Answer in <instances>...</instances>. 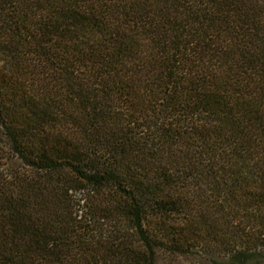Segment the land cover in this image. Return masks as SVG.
<instances>
[{
  "label": "trees",
  "instance_id": "trees-1",
  "mask_svg": "<svg viewBox=\"0 0 264 264\" xmlns=\"http://www.w3.org/2000/svg\"><path fill=\"white\" fill-rule=\"evenodd\" d=\"M264 264V0H0V264Z\"/></svg>",
  "mask_w": 264,
  "mask_h": 264
},
{
  "label": "rangeland",
  "instance_id": "rangeland-1",
  "mask_svg": "<svg viewBox=\"0 0 264 264\" xmlns=\"http://www.w3.org/2000/svg\"><path fill=\"white\" fill-rule=\"evenodd\" d=\"M158 264H195L190 258L175 259L168 255L161 254L157 260ZM207 264V263H202Z\"/></svg>",
  "mask_w": 264,
  "mask_h": 264
}]
</instances>
